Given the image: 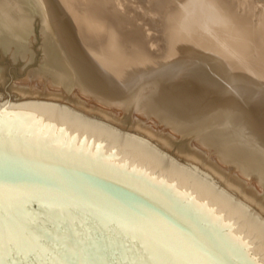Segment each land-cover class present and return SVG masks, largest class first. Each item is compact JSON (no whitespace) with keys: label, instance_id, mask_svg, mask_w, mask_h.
<instances>
[{"label":"water","instance_id":"water-1","mask_svg":"<svg viewBox=\"0 0 264 264\" xmlns=\"http://www.w3.org/2000/svg\"><path fill=\"white\" fill-rule=\"evenodd\" d=\"M0 107V264H264V229L141 142L37 101Z\"/></svg>","mask_w":264,"mask_h":264},{"label":"bare ground","instance_id":"bare-ground-1","mask_svg":"<svg viewBox=\"0 0 264 264\" xmlns=\"http://www.w3.org/2000/svg\"><path fill=\"white\" fill-rule=\"evenodd\" d=\"M174 1L175 0H173V2ZM186 1L187 0H183L181 2V5L184 7L179 10L182 12L180 13L181 14L179 16L180 18H178V23H180L182 19H188L191 23L194 22L196 19L198 21L199 18L205 20V18L203 19V16L201 15L199 8L198 6L195 5L194 1L193 4H191L192 6L191 8H186L185 5L187 4L185 3ZM46 2L47 0H0V48L5 53L9 52L11 56H15L16 53V55L19 56L20 58L25 60L28 59L29 55L27 53V40L31 39L32 36L31 21L33 18H38L40 20L39 21L41 24L40 36L42 42L41 48L43 52L41 65L38 70H35L33 72L29 71V73H27V76H25V79L22 81L26 84L24 86V91L28 90V92L27 91L26 92L27 94H29V90L30 89L32 90V88L36 90L42 89V91L45 89H49V90L56 89L59 90V92L62 94V95L60 94L61 98L69 102L75 103L74 104L75 107H76V103L79 104V102H81L80 105H85L83 100L81 99L86 98L88 102L98 103L99 105H101V108L102 106L103 108L104 107L108 108L110 111H106V113L102 109L106 115L103 112L101 113L100 111L99 114H101L102 117L110 121H114L115 123H119V119L121 120L124 118H129L130 120H134L132 124L133 127L135 128V132L137 133H135L134 135L130 133L127 134L124 133V131L123 132L120 131L118 127L115 128L111 126V124L108 125L109 124L108 121L107 124L97 119L91 118L90 115L85 116L84 113H81L72 107H65L64 105L61 104L46 102L49 105L56 106L58 109L67 110L71 113H74L78 116H81L85 119H88L92 122H95L99 125H102L106 128H109L113 131H116L120 134H123L127 137H130L134 140L141 142L142 144L156 151L160 155L174 162L178 166L182 167L183 169L197 176L201 180L215 187L219 191L223 192L228 198H230L237 206H239L246 214H248L255 222H257L264 229V123L261 120V118H255V116L254 118H252L253 114L252 112H251L252 115L250 114V105L248 104L250 102H247V100H245L242 94L238 95L237 93L238 91L235 90L236 89L235 86L238 81L242 82L244 80H249V79L243 77L242 79H238L235 85L229 84V81H231L235 76L232 73V71L234 72L235 59L231 58L229 61L225 60L228 61V63H225L223 60V63L227 64V65L223 64L225 66H222L221 65L222 62L216 60L217 62L215 68L217 69L216 72L218 76L217 79H219L220 81V83H218L219 85H217L218 86L217 89L215 90L214 93L212 92L213 93L212 95L210 96L208 95L205 98L200 96L201 98L199 97L195 101H190L189 99H188L189 101H186V99L189 96L183 98L176 91H172L175 90V85H174L175 83L173 84L174 81L171 78L170 74H164V73L157 74L156 72H154L156 74L152 75L153 72H147L144 70L141 71L142 69L137 71V76L133 78V80L129 83V85L124 86V88L122 87L123 89L117 92L116 90L118 88L115 90V87L117 86L113 87L114 85L111 79L109 78L108 79L105 78L104 80H102L101 78L99 79L98 75H96L97 71L95 70H94L95 73L92 74L91 71H93V69L90 71L88 67L93 68V66H90L89 64L88 67L86 66V64L84 63L86 57H84V60L78 57V55L75 53L77 52L75 51L76 46H74V50H73L74 52L70 48L72 46L70 47L68 46L73 41H70L69 44L67 43V41L64 38L66 33L64 34V36L62 33L63 27L59 29L60 26H58L57 28V24L54 22L55 14L52 15L53 12L50 11L52 6L50 7L49 5L50 8L49 9L47 5L48 3L46 4ZM122 2L125 3L127 1L124 0ZM206 2L207 1H205V3ZM212 2L213 1H211V3ZM140 3H143V0L140 1ZM144 3L148 4V2L147 3L145 2V0ZM152 3L155 4V2H151V4ZM167 3L170 2L166 1L165 3L164 1L163 6L165 7ZM151 4L149 3L150 6ZM174 4H178V3H174ZM149 5L147 8H149ZM155 5L152 6L156 8ZM173 7L176 6L174 5ZM113 8L111 9L113 10ZM212 8L209 10V12H207L208 16L207 17L204 16V17H206V20H212L214 22L216 21L219 24L220 29L223 32H225L227 36L230 35L227 32L228 30L226 29L225 22L221 21V19H218L214 15L215 10ZM155 10H158V7ZM161 10L163 11V9ZM171 10H173V8ZM55 13L57 15V13L59 12L56 11ZM157 13L159 12L156 11V15ZM150 14H152L151 11ZM165 14L163 13V16H165ZM158 17H160V15H158ZM168 18L170 19V17ZM170 20L167 19V21ZM166 22L163 23L167 24ZM172 22H170V24ZM166 29L167 32L168 28L166 27ZM254 37H256V35H254ZM134 39L135 38H133L132 40ZM30 43L31 42H29V44ZM28 48L30 47L28 46ZM76 48L78 50V47ZM100 48H103V46H101ZM214 52H215L214 54H216V51ZM232 54L234 55V53ZM217 57L219 58L218 55ZM198 65H201V63ZM195 66L196 65H194L193 67ZM206 71H207L206 73H208V69ZM190 73L192 72L190 71ZM172 75L175 74L173 73ZM211 78L213 79V77ZM186 79H188V77ZM184 83L187 84L186 82ZM24 91H20V92L26 93ZM31 93H33V91ZM140 93H142L141 94L142 96H138ZM256 101L258 102V99ZM37 102L44 103L41 101H37ZM238 102H239L238 109L231 108L232 104ZM9 105L10 104L0 103V107L9 106ZM80 105L78 106L80 107ZM87 106L88 105H85L83 107L86 108ZM79 107L78 109L83 110L82 108ZM89 107L90 106H88L87 109ZM253 108L251 107V109ZM89 109L86 110L88 111L87 113H91L92 109L90 110ZM143 119L145 122H142ZM146 126L147 128H145ZM157 127H159V129ZM196 128L200 130L195 131L194 135H190V136L188 135V138L185 139L188 140L187 142L188 147L195 153V154L193 153L186 155L187 159H185L186 160L185 164H179L175 162L173 159H171L170 157L166 156L163 153L165 149L161 150L160 148L157 147L158 143H156L157 146H155L154 144L153 145L150 144L149 140H147V138L148 139L153 138L156 141H158L161 146L168 147L169 144L167 143V140L164 137H168V139L171 138L169 137L170 135L166 131H172L175 134L176 133L190 134V132H192ZM143 135L147 137L145 138L143 137ZM178 136H180V134ZM151 140L152 139H150V141Z\"/></svg>","mask_w":264,"mask_h":264},{"label":"rangeland","instance_id":"rangeland-1","mask_svg":"<svg viewBox=\"0 0 264 264\" xmlns=\"http://www.w3.org/2000/svg\"><path fill=\"white\" fill-rule=\"evenodd\" d=\"M110 1L47 0L46 2V4L48 3V8L49 5L50 7L52 6L50 11L53 12L52 15L55 14V17H53L55 19L54 22L57 24V28L58 26H60L59 29L63 27L62 30L64 32L62 30L60 31H62L63 36L66 33L64 38L67 43L69 44L70 41L74 42L70 43V45L68 46H72L70 47L72 51L74 50V46L78 47V50L75 47V51H77L75 53L78 55V57H80V59L82 58L84 60V57H86L84 63L87 67L88 64L90 66H93V68L88 67L90 71L93 69V71H91L92 74L97 71L96 75H98L99 79H111L113 81V87L117 86L115 87V90L118 88L116 90L117 92L121 91L124 86L129 85L133 78L137 76L138 70L142 69L141 71L144 70L147 72H153L152 75L156 73L170 74L171 78L174 81L173 84L175 83V90L172 91H176L183 98L189 96L187 99L185 98L186 101H195L200 96L205 98L208 95H212L217 89V85H219L218 83H220V81L219 79H217V69L215 68L217 62L216 60H219V62H222L221 65L225 66L227 65L225 63H228V61L232 58L235 59L234 72L232 71L235 76L232 79L233 81H229V84L235 85L237 80L242 79L243 77L249 79L242 82L238 81L235 86V90L238 91V95L242 94L245 100H247V102H250L248 104L250 105V114L251 112L253 114H251L252 118H254V116L255 118H261L264 123V0H187L188 2H185L187 3L185 4L186 8H191V4H193L194 1L195 5L198 6L199 11L201 12L203 19L205 18V20L199 18L198 21L196 19L192 23L188 19H182L181 22L178 23V18H180L179 16L182 12L179 10L184 7L181 5V2L183 0H175L174 2L173 0H164L165 3L166 1L170 2L165 5L166 8L163 6V0H145V2H148V4H145L144 0L143 3H140V1L142 0H125L127 1L125 2L127 5L122 2L124 0ZM205 1L207 2L205 3ZM211 1L213 2L211 3ZM151 2H155L156 5L154 3L151 4ZM149 3L151 4V6L149 5ZM172 3L178 4H174L176 7H173L174 5ZM148 5L149 8H147ZM152 5H155L156 8ZM157 7L158 10H155L157 9ZM111 8H113V10ZM170 8H173V10H171ZM211 8L215 10L216 14L213 12L214 15L218 19H221V21L225 22L226 29L228 30L227 32L230 35L227 36V34L220 29L219 24L216 21L214 22L212 20H206V17L208 16L207 12H209ZM161 9H163V11ZM56 11H58L60 14L57 13L56 15ZM150 11L152 14H150ZM156 11L159 12L157 13V15ZM164 11L166 12V14ZM168 11L171 13H169ZM163 13L166 17L163 16ZM158 15H160V17H158ZM168 17H170L171 20ZM167 19L170 21H167ZM173 19L177 20L174 21ZM39 21L40 20L38 18H33L31 21L32 36L31 39L27 40V53L29 55L28 59H22L17 56L16 53L15 56H11L9 52L5 53L0 48V103H19L28 101L57 103L64 105L65 107H72L75 110L84 113L85 116L90 115L91 118L97 119L101 122L107 123L108 121V125L111 124V126L115 128L118 127L120 131H124V133H130L133 135L137 133L135 132V128L132 124L134 120L124 118L121 119L122 121L119 119V123L110 121L99 114L100 112L104 113L105 111L106 113V111H110L108 108H103V106L101 108V105H99L98 103L92 102V104L91 102H88L86 98H83L81 100H83L85 105L90 106V109L94 107L91 110L92 114L87 113L88 111L86 110L89 109H87L88 106L84 108L83 106L85 105H80L81 102H79V104L76 103L75 107V103L61 98V93L59 92V90L45 89L42 91V89H40V91L39 89L36 90L32 88V90H29V94H27L28 90H26L27 92L24 91V86L26 84L22 81L25 79V76H27V73H29V71L33 72L40 68L43 56L40 36L41 24ZM163 22H166L167 24H164ZM170 22L172 23L170 24ZM175 23L179 26H177ZM166 27L168 28L167 32ZM253 33L254 35H256V37H254ZM134 36H136L137 38ZM131 37L135 38L134 40L136 41L132 40L133 38ZM29 42L31 43L29 44ZM28 46L30 48H28ZM101 46H103V48H100ZM214 51H216V54H214ZM232 53H234V55ZM217 55L219 56V58L217 57ZM203 56L209 58L206 59ZM223 60L225 63H223ZM200 63L201 65H198ZM194 65H196V68L193 67ZM207 67H209L210 69ZM207 69L208 73H206ZM189 70L192 73H190ZM173 73L175 75H172ZM185 77H188L189 80ZM211 77H213V79ZM184 82H186L187 84H185ZM20 91H24L26 93H22ZM32 91L33 93H31ZM34 91L36 94L34 93ZM189 91H191L192 94ZM42 92L44 95L42 94ZM141 94L142 93H140L138 96H142ZM257 99L258 102L256 101ZM78 105H80V107ZM238 105L239 102L232 104L231 108L238 109ZM77 106L79 108H82L84 111L78 109ZM251 107H254L256 109L253 108V111ZM109 121L113 123H110ZM142 122H145L144 119L142 120ZM145 128H147V126ZM157 128L159 129V127ZM199 130L196 128L195 130L190 132V134H175L172 131H166L171 138L168 139V137L163 136L169 144L168 147L161 146L160 143L153 138H147V140H149L150 144H154L155 146H157L156 143H158L157 147L161 150L165 149L163 153L173 159L175 162L179 164H185V159H187L186 155L194 153L187 145L188 140L185 139L188 138V135H194V132ZM179 134L180 136H178ZM181 134L182 136H184L182 137ZM143 137L146 138L147 136L143 135ZM150 139L152 140L150 141ZM189 149L191 153L189 152Z\"/></svg>","mask_w":264,"mask_h":264}]
</instances>
